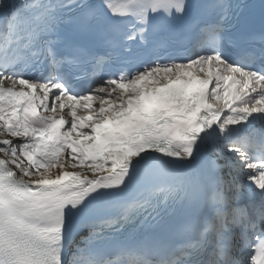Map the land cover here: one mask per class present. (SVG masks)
<instances>
[{"label":"snow or ice","instance_id":"6c2138e0","mask_svg":"<svg viewBox=\"0 0 264 264\" xmlns=\"http://www.w3.org/2000/svg\"><path fill=\"white\" fill-rule=\"evenodd\" d=\"M0 264H264V0H0Z\"/></svg>","mask_w":264,"mask_h":264}]
</instances>
